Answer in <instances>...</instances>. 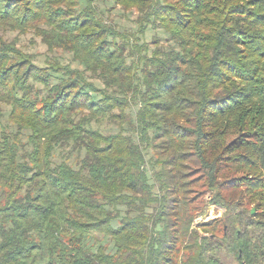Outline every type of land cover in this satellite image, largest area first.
Listing matches in <instances>:
<instances>
[{"label":"trees","instance_id":"trees-1","mask_svg":"<svg viewBox=\"0 0 264 264\" xmlns=\"http://www.w3.org/2000/svg\"><path fill=\"white\" fill-rule=\"evenodd\" d=\"M100 1L0 0V264H264V0Z\"/></svg>","mask_w":264,"mask_h":264},{"label":"rangeland","instance_id":"rangeland-1","mask_svg":"<svg viewBox=\"0 0 264 264\" xmlns=\"http://www.w3.org/2000/svg\"><path fill=\"white\" fill-rule=\"evenodd\" d=\"M99 10L103 13V16L113 23H117L120 27L125 28L129 31L137 30V24L134 22V19L137 15V12L125 11L119 8L114 4L112 0H101L99 2ZM14 36L18 37L19 44L23 48L24 51L33 54L35 57V63L38 66H44L46 59L54 60V58L60 57V59L66 63L70 62L73 65H77L76 62L72 60V55L70 53H65L62 50H54L49 51L46 44L42 42V40L34 35L33 32H27L26 34L18 35L17 32L9 33V37L13 38ZM154 36H158L160 38V43L163 44L168 43L169 36L166 35L161 30L150 29L145 34V37L142 38L143 41L147 42L152 48L154 44ZM6 118L3 119V124H6ZM106 132H116L118 129L115 126L108 125L104 122L101 126ZM151 157V153L147 152V158ZM196 171H194L195 174ZM195 177V176H194ZM190 177V178H194ZM199 183V184H198ZM196 182L195 185L192 186V191L188 196L192 197L193 202L191 207L196 211L194 223L195 226L200 225V223H208L211 220H221V224H218L219 227L217 229V234L225 228L223 226L224 221L228 219L231 215V211L229 212L225 207H221L212 203L211 198L214 193L208 188L203 186L202 182ZM246 208H251L247 206ZM252 209V208H251ZM254 209V208H253ZM221 264H239L236 256L227 251H222L219 253Z\"/></svg>","mask_w":264,"mask_h":264},{"label":"water","instance_id":"water-1","mask_svg":"<svg viewBox=\"0 0 264 264\" xmlns=\"http://www.w3.org/2000/svg\"><path fill=\"white\" fill-rule=\"evenodd\" d=\"M255 212V209H252V213H254Z\"/></svg>","mask_w":264,"mask_h":264}]
</instances>
